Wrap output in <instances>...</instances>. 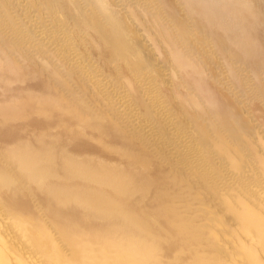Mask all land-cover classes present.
Segmentation results:
<instances>
[{"label":"bare ground","instance_id":"6f19581e","mask_svg":"<svg viewBox=\"0 0 264 264\" xmlns=\"http://www.w3.org/2000/svg\"><path fill=\"white\" fill-rule=\"evenodd\" d=\"M252 101L264 0H0V264H264Z\"/></svg>","mask_w":264,"mask_h":264},{"label":"rangeland","instance_id":"374dc122","mask_svg":"<svg viewBox=\"0 0 264 264\" xmlns=\"http://www.w3.org/2000/svg\"><path fill=\"white\" fill-rule=\"evenodd\" d=\"M121 1H119V3H120ZM21 83H17V82H15V83H13V87H15V86H18V85H20ZM255 103H259L258 101H252L251 103H250V105H252V107H254L255 108V110H254V113H255V115H263V113H264V109H261V108H259V107H255L254 106V104ZM34 122L35 121H29V123L32 125V124H34ZM51 132H55V131H57V130H60V128L59 127H52L51 129ZM86 143H87V145H92L93 147H95L96 149H98V147H97V145H96V142L94 141V140H91V139H88L87 141H86ZM71 147H70V149H72V148H77L79 145H77V144H71L70 145ZM101 152V153H100ZM99 153H100V155H102V156H105V157H107L108 159L110 158V159H112V161H114V160H116L117 159V155L115 154V153H112V152H102V151H100ZM152 199L150 200V199H148L147 200V203L148 204H151L152 203ZM227 217H228V215H227Z\"/></svg>","mask_w":264,"mask_h":264}]
</instances>
